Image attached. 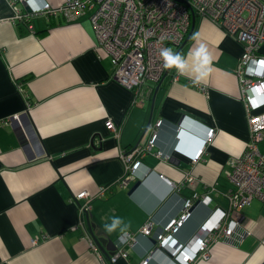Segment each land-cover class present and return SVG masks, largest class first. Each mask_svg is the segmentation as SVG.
Segmentation results:
<instances>
[{
  "label": "crops",
  "instance_id": "obj_1",
  "mask_svg": "<svg viewBox=\"0 0 264 264\" xmlns=\"http://www.w3.org/2000/svg\"><path fill=\"white\" fill-rule=\"evenodd\" d=\"M40 1L63 0L17 1L30 13L28 21H12V5L0 0V17L10 18L0 21V264H178L175 247L190 241L210 212L227 209L233 188L228 171L250 138L236 72L240 42L194 15L178 53L191 64L189 53L203 45L211 58L203 78L194 83L190 72L168 69L159 83L147 81L151 91L142 93L138 106L133 91L114 79L89 10L69 20L32 14ZM158 119L157 137L147 148ZM209 128L213 136L205 140ZM135 145L140 150L132 158L141 161L136 175L117 184L127 165L119 153ZM256 145L264 153V135ZM83 190L90 208L81 213L85 198L75 195ZM193 194L210 199L190 211L173 233L175 244L157 250L158 260L148 258L155 248L151 235ZM238 215L248 232L237 240L211 236L208 257L191 264L264 262V199H252ZM113 217L123 224L109 233L105 225ZM78 220L82 224L73 228ZM150 220V234L139 233ZM91 224L96 236L129 232L136 240L123 244L125 257L110 261L90 245Z\"/></svg>",
  "mask_w": 264,
  "mask_h": 264
},
{
  "label": "built area",
  "instance_id": "obj_2",
  "mask_svg": "<svg viewBox=\"0 0 264 264\" xmlns=\"http://www.w3.org/2000/svg\"><path fill=\"white\" fill-rule=\"evenodd\" d=\"M7 1L15 12L11 16L12 21H28L30 13H24L16 6L17 1L24 0ZM84 10L90 12L89 20L101 49L110 55L114 79L133 91V103L138 106L143 103L142 93L151 91L147 81L159 83L168 72L163 67L161 50H178L175 51L176 47L181 46L188 34L192 15L207 17L242 46L236 72L250 138L243 155L231 162L232 168L228 171L233 184L232 190L227 193L228 207L210 212L191 240L180 243L173 252L178 264H191L196 258H207L210 237L231 240L242 237L248 231L240 221V210L254 198L264 199V153L256 145L264 135V110H261L264 106V55L259 53L264 40V0H63L59 5L40 1L33 6L32 14H62L65 20H69ZM9 19L0 17V21ZM161 123L162 119L154 123L147 148L153 146ZM109 126L115 129L112 124ZM212 136V129L209 128L205 140H210ZM139 150L136 146L128 152L119 153V158L127 165L117 184L126 185L135 177V170L141 161L133 160L132 156ZM201 150H197L194 158ZM75 198H85L83 204H79L81 213L89 210L90 197L86 190L78 192ZM209 199L207 194H193L192 198L185 199L179 214L158 226L151 235L154 245L175 244L173 233L187 219L193 203L196 200L207 203ZM80 224L82 222L78 220L73 228ZM152 224L151 220L143 224L139 233L149 235ZM135 238L129 232L119 234V246L110 255V261L125 257L127 251L122 248L123 244L131 247ZM191 241L195 244L194 248L190 246ZM90 245L97 247L91 239ZM146 262L143 259L140 264Z\"/></svg>",
  "mask_w": 264,
  "mask_h": 264
},
{
  "label": "clouds",
  "instance_id": "obj_3",
  "mask_svg": "<svg viewBox=\"0 0 264 264\" xmlns=\"http://www.w3.org/2000/svg\"><path fill=\"white\" fill-rule=\"evenodd\" d=\"M163 59V67L165 69L175 68L181 75L191 73L193 82L201 80L205 74L207 66L211 63L210 55L207 53L203 45H201L195 52H190L192 63L186 57L174 52L171 48H164L160 53ZM123 221L119 217H113L111 223L105 225L107 232L111 233L121 228ZM126 227V226H125Z\"/></svg>",
  "mask_w": 264,
  "mask_h": 264
},
{
  "label": "water",
  "instance_id": "obj_4",
  "mask_svg": "<svg viewBox=\"0 0 264 264\" xmlns=\"http://www.w3.org/2000/svg\"><path fill=\"white\" fill-rule=\"evenodd\" d=\"M193 20H194V15L191 16V27L190 30L188 31L187 36L185 37L183 43L181 44L180 48L183 46V44L188 40V38L190 37L191 31H192V26H193ZM180 48H178V50L176 51V53L179 52ZM137 145H135L134 147H136ZM140 180H136L135 183L132 185V187L129 189V194H131L136 188L137 186L140 184ZM199 203L198 200H196L193 205L191 206V208L189 209V211H191L195 206H197ZM93 228H94V224H91V226H89V234H90V238L91 240L95 243V245L97 246V248L100 250V252L107 258L110 257V255H112L114 253V251L118 248L119 246V242L117 240V237L115 239H111V238H107L104 236H96L93 233ZM154 242V241H153ZM164 246L162 245H155V248L149 252L148 254V258L152 257L154 260H158V254H157V250L158 251H165L164 250ZM147 260V259H146Z\"/></svg>",
  "mask_w": 264,
  "mask_h": 264
},
{
  "label": "trees",
  "instance_id": "obj_5",
  "mask_svg": "<svg viewBox=\"0 0 264 264\" xmlns=\"http://www.w3.org/2000/svg\"><path fill=\"white\" fill-rule=\"evenodd\" d=\"M179 47H180V46H177L176 49H175V51H176ZM179 51H180V50H179Z\"/></svg>",
  "mask_w": 264,
  "mask_h": 264
}]
</instances>
